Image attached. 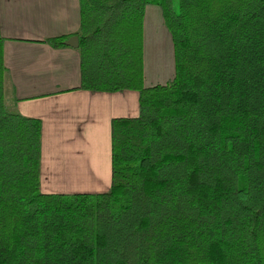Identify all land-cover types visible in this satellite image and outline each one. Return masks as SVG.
Instances as JSON below:
<instances>
[{
	"label": "trees",
	"instance_id": "trees-1",
	"mask_svg": "<svg viewBox=\"0 0 264 264\" xmlns=\"http://www.w3.org/2000/svg\"><path fill=\"white\" fill-rule=\"evenodd\" d=\"M81 86L139 93L101 194L41 191L43 122L10 109L0 37V264H264V0H79ZM175 76L146 87L144 18Z\"/></svg>",
	"mask_w": 264,
	"mask_h": 264
},
{
	"label": "crops",
	"instance_id": "crops-1",
	"mask_svg": "<svg viewBox=\"0 0 264 264\" xmlns=\"http://www.w3.org/2000/svg\"><path fill=\"white\" fill-rule=\"evenodd\" d=\"M80 28L79 0H0V37L9 71V107L43 122L41 191L101 194L111 188V122L139 115V93L80 89V55L46 40ZM146 87L175 76L172 36L162 10L147 6L144 18Z\"/></svg>",
	"mask_w": 264,
	"mask_h": 264
},
{
	"label": "water",
	"instance_id": "water-1",
	"mask_svg": "<svg viewBox=\"0 0 264 264\" xmlns=\"http://www.w3.org/2000/svg\"><path fill=\"white\" fill-rule=\"evenodd\" d=\"M65 44L71 48L78 49L79 45H80L79 44V38L73 37V38L69 39Z\"/></svg>",
	"mask_w": 264,
	"mask_h": 264
},
{
	"label": "rangeland",
	"instance_id": "rangeland-1",
	"mask_svg": "<svg viewBox=\"0 0 264 264\" xmlns=\"http://www.w3.org/2000/svg\"><path fill=\"white\" fill-rule=\"evenodd\" d=\"M11 110H13V108L10 107ZM14 111V110H13ZM66 194V193H65Z\"/></svg>",
	"mask_w": 264,
	"mask_h": 264
}]
</instances>
